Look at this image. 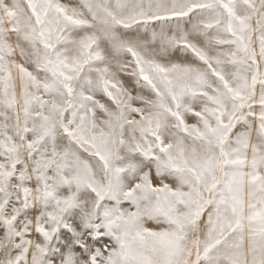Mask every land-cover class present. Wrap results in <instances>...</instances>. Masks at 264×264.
Instances as JSON below:
<instances>
[{"label": "snow or ice", "instance_id": "snow-or-ice-1", "mask_svg": "<svg viewBox=\"0 0 264 264\" xmlns=\"http://www.w3.org/2000/svg\"><path fill=\"white\" fill-rule=\"evenodd\" d=\"M0 264H264V0H0Z\"/></svg>", "mask_w": 264, "mask_h": 264}]
</instances>
